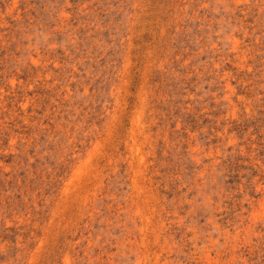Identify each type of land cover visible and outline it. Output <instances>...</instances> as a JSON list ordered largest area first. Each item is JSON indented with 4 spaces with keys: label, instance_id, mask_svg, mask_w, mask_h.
Masks as SVG:
<instances>
[{
    "label": "rangeland",
    "instance_id": "1",
    "mask_svg": "<svg viewBox=\"0 0 264 264\" xmlns=\"http://www.w3.org/2000/svg\"><path fill=\"white\" fill-rule=\"evenodd\" d=\"M0 264H264V0H0Z\"/></svg>",
    "mask_w": 264,
    "mask_h": 264
}]
</instances>
